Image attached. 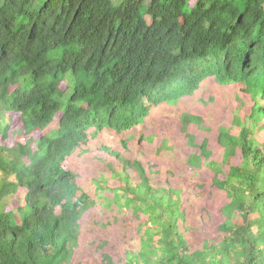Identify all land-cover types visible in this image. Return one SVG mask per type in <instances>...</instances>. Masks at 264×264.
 Returning a JSON list of instances; mask_svg holds the SVG:
<instances>
[{
    "label": "trees",
    "instance_id": "trees-1",
    "mask_svg": "<svg viewBox=\"0 0 264 264\" xmlns=\"http://www.w3.org/2000/svg\"><path fill=\"white\" fill-rule=\"evenodd\" d=\"M210 76L241 84L254 103L264 96V0H0V137H8L6 112L20 116L30 136L0 145V264H68L76 222L92 203L66 159L104 128L140 124L143 96L174 103ZM253 111V127L238 123V136L220 127L223 160L239 152L242 163L214 178L228 199L219 211L224 237L203 235L193 252L180 229L181 189H154L142 162L102 147L124 168L113 171L122 186L106 207L131 208L149 223L130 264H264V146L249 137L263 115L256 104ZM182 130L201 151L190 166H218L207 142L199 146ZM129 170L139 184L131 186ZM20 191L22 205L7 210Z\"/></svg>",
    "mask_w": 264,
    "mask_h": 264
},
{
    "label": "rangeland",
    "instance_id": "rangeland-1",
    "mask_svg": "<svg viewBox=\"0 0 264 264\" xmlns=\"http://www.w3.org/2000/svg\"><path fill=\"white\" fill-rule=\"evenodd\" d=\"M195 1L192 0V3ZM254 106L250 94L244 92L241 84L221 86L213 78H207L191 95L183 96L174 103H164L160 106L161 110H153L152 117L139 129L112 133L113 138L105 136V131L99 132L90 137L86 145L78 147L66 159L64 167L76 173L78 187L90 196L92 207L78 222V245L70 254L68 264H106L105 255L111 258L113 264H130L140 250L144 231L149 227L147 218L142 214L136 215L131 208L120 210L113 205V211H110L106 207V199L113 198L114 190L122 186V181L114 176L113 171L124 168L107 151H102V147L118 153L129 164L142 162L145 175L154 189L169 186L181 189L186 221L180 223V229L186 232L190 251L200 247L203 235L219 243L224 237L218 232V226L223 222L219 211L228 199L224 192L217 189L214 178L219 176L223 179L230 167L241 165L242 157L238 152L225 162L224 150L217 138L220 127L229 129L235 136L240 134L241 125L251 129L254 121L249 116L254 112ZM3 116L9 130L6 140L0 137V145L14 147L26 143L30 136L25 134L20 116L8 112ZM189 117L203 120L202 127L187 122V133L195 135L199 146L207 141L211 159L218 166L210 168L206 165L208 169L205 166L201 169L190 166V156L194 153L200 155L201 151L188 148L186 132L182 129ZM59 119L56 118L49 131L58 128ZM93 132L94 129H91L88 133ZM40 135L37 133L35 139ZM149 136L153 137L152 141H146ZM249 137L253 143L264 146V126L260 121ZM202 162L208 163L204 159ZM128 174L131 186L140 183L134 170H129ZM24 193L20 191L8 204L7 210L15 213L23 203Z\"/></svg>",
    "mask_w": 264,
    "mask_h": 264
},
{
    "label": "clouds",
    "instance_id": "clouds-1",
    "mask_svg": "<svg viewBox=\"0 0 264 264\" xmlns=\"http://www.w3.org/2000/svg\"><path fill=\"white\" fill-rule=\"evenodd\" d=\"M207 78H213L214 80H215V78L214 77H206V78H204V79H202L199 83H198V86H197V88H195V90H197L198 89V87L201 85V83H202V81L203 80H205V79H207ZM216 81V80H215ZM216 83L219 85V83L216 81ZM233 85H235V84H233ZM222 86V85H221ZM223 86H227V85H223ZM244 87V86H243ZM186 96V95H185ZM189 96V95H188ZM165 98H163V100L162 101H160V103L159 102H157V103H155V102H152V101H150L149 100V98L147 97V96H143L142 97V99H141V101H140V103H137V106H138V108L141 110V112L143 113L141 116H140V118L139 119H141L142 120V122L140 123V124H138V125H136L135 127H133V128H131L130 130H128V131H132V130H137V129H139L140 127H142L143 125H146V122L152 117V114H153V110H156V109H159V110H161V105L162 104H167V103H169L168 101H165L164 100ZM255 104H256V106L259 108V110L261 111V113H259V115L260 114H262L263 116L261 117V115H260V117H259V119H260V122H261V125L262 126H264V96H262V95H259V96H257V98L255 99ZM195 120H201V118H199V117H196L195 119H192L191 117H189V119L188 120H185L184 122H185V124L183 125V128H186V124H187V122H190V123H194V124H196L194 121ZM196 125H201V126H199V127H202V125H203V122L201 123V124H196ZM103 131H105L103 134H105V136H111L112 138L114 137L113 136V134L112 133H114V134H121V133H124V131L123 132H121V133H117V132H115V130H113V129H109V128H104V129H102L100 132H103ZM127 131V132H128ZM99 133V132H98ZM97 133V134H98ZM190 135H193V136H195L194 134H190ZM218 139V138H217ZM186 141H187V138H186ZM205 141H203V143H204ZM207 142V141H206ZM202 143V144H203ZM187 144H188V142H187ZM201 144V145H202ZM208 145V144H207ZM125 149H126V146H123ZM199 147V146H198ZM188 148H190L191 149V147L189 146V144H188ZM196 150V149H195ZM193 155H195V153L193 154ZM193 155H191L190 156V158H189V160H191V157L193 156ZM89 198H90V196H89ZM90 203H92L91 202V198H90ZM92 207V205L88 208V210L90 209ZM88 210H86V211H88ZM85 211V212H86ZM85 212L83 213V215L85 214ZM83 215L81 216V218L83 217ZM81 218H79V220H78V222L80 221V219ZM78 222H76L77 224H78V227L76 228V230H77V235H76V237L78 236V233L80 232V227H79V223ZM77 242H78V240H77ZM63 243H64V241H63ZM66 248L69 250V244H66ZM72 249V248H71ZM70 262V261H69Z\"/></svg>",
    "mask_w": 264,
    "mask_h": 264
}]
</instances>
